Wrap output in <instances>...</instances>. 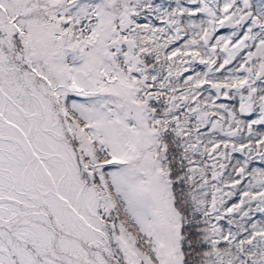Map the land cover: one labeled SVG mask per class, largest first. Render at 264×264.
Instances as JSON below:
<instances>
[{
	"label": "snow or ice",
	"instance_id": "6c2138e0",
	"mask_svg": "<svg viewBox=\"0 0 264 264\" xmlns=\"http://www.w3.org/2000/svg\"><path fill=\"white\" fill-rule=\"evenodd\" d=\"M0 264H264V0H0Z\"/></svg>",
	"mask_w": 264,
	"mask_h": 264
}]
</instances>
